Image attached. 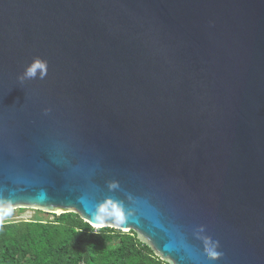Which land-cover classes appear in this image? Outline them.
<instances>
[{"label": "water", "instance_id": "water-1", "mask_svg": "<svg viewBox=\"0 0 264 264\" xmlns=\"http://www.w3.org/2000/svg\"><path fill=\"white\" fill-rule=\"evenodd\" d=\"M108 200L169 264H264V0H0V211Z\"/></svg>", "mask_w": 264, "mask_h": 264}, {"label": "trees", "instance_id": "trees-1", "mask_svg": "<svg viewBox=\"0 0 264 264\" xmlns=\"http://www.w3.org/2000/svg\"><path fill=\"white\" fill-rule=\"evenodd\" d=\"M53 216L0 222V264H169L135 231L96 229L74 212Z\"/></svg>", "mask_w": 264, "mask_h": 264}, {"label": "clouds", "instance_id": "clouds-1", "mask_svg": "<svg viewBox=\"0 0 264 264\" xmlns=\"http://www.w3.org/2000/svg\"><path fill=\"white\" fill-rule=\"evenodd\" d=\"M38 69L40 70L39 78L44 79L47 75V61H43L39 58L35 59L30 66L26 67L23 74L18 77L19 81L23 83L26 79L36 78ZM110 187L115 188L117 185L112 184ZM92 218L93 227H103L107 222H111L115 225H122L125 220L120 203L113 200H108L105 203L98 205ZM204 231V227L199 229V233H203ZM199 233L198 238L203 241L207 260L210 262L219 261L223 256V253L219 251V242L213 241L207 235H199Z\"/></svg>", "mask_w": 264, "mask_h": 264}, {"label": "rangeland", "instance_id": "rangeland-1", "mask_svg": "<svg viewBox=\"0 0 264 264\" xmlns=\"http://www.w3.org/2000/svg\"><path fill=\"white\" fill-rule=\"evenodd\" d=\"M40 217V218H38ZM42 219V220H52L54 218L52 213L42 212L36 209L19 208L13 210L3 211L0 216V222L12 221V220H29V219ZM97 229V227H94Z\"/></svg>", "mask_w": 264, "mask_h": 264}]
</instances>
